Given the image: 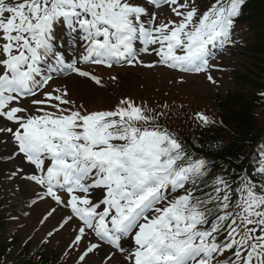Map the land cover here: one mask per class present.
Segmentation results:
<instances>
[{"label":"snow or ice","instance_id":"obj_1","mask_svg":"<svg viewBox=\"0 0 264 264\" xmlns=\"http://www.w3.org/2000/svg\"><path fill=\"white\" fill-rule=\"evenodd\" d=\"M244 3L0 0V174L27 207L48 205L42 225L57 221L39 244L71 232L60 255L72 264H264V145L225 168L170 130L167 111L130 97L90 109L50 87L84 78L105 93L91 68L114 65L216 84L210 61L235 44Z\"/></svg>","mask_w":264,"mask_h":264},{"label":"rangeland","instance_id":"obj_2","mask_svg":"<svg viewBox=\"0 0 264 264\" xmlns=\"http://www.w3.org/2000/svg\"><path fill=\"white\" fill-rule=\"evenodd\" d=\"M237 33L238 30L234 28L233 40L235 44L219 54L216 59L210 61L211 64L217 65L220 69L211 70V75L217 81L216 84H212L207 80V73H179L164 67L147 69L128 65H115L111 70H103L100 66H92L91 68L94 73L100 75L107 82L109 88L105 93L93 92L87 84L83 83L84 78L68 80L65 77L58 79L61 82L53 83L50 87H63L67 84L73 99H76L79 103L81 102L80 97L84 96L90 101L86 106L96 110L110 108L116 104L117 99L120 97L135 95L139 100L152 104H156L161 100L167 101L166 99L173 100L174 98L178 105L181 104L183 106L181 111L184 113L194 112L196 116L197 113L202 112L205 115H212L216 111L213 102L214 96L217 93L224 94L227 90L239 88L231 79L229 73L244 74L247 68L250 67V57L240 46L241 41ZM151 59V57H145L146 61ZM113 75L117 76L116 82L110 79ZM186 102L189 103L188 106H186ZM179 113L181 114L180 111ZM16 188L17 186L12 184L6 175L0 174V215H6L9 232H16L21 237L18 249L23 244L30 243L32 255L42 246L50 244V247H54L58 252L57 255L61 256L60 254L65 249L71 232L63 231L57 233L50 238L47 244H39L40 238L57 221L52 220L51 223L42 225L41 216L46 210L40 209V204L43 202H38V206L35 209L27 207L24 204L21 192L19 190L14 191ZM20 210L28 214L25 215ZM14 216H18L19 219H13ZM36 226L44 229L42 236H36ZM38 231L40 230L38 229ZM16 255L17 251L11 255L9 261L15 262Z\"/></svg>","mask_w":264,"mask_h":264},{"label":"trees","instance_id":"obj_3","mask_svg":"<svg viewBox=\"0 0 264 264\" xmlns=\"http://www.w3.org/2000/svg\"><path fill=\"white\" fill-rule=\"evenodd\" d=\"M237 22L247 26L253 34L246 50L251 53L254 69L250 73L252 79L245 76H235L236 80L244 83L246 91L227 92L219 97L216 102V111L219 118L215 125L194 128L189 135L184 136V141L193 145L194 150L199 151V146H204V151L211 154L219 165L227 168L229 165L236 167L245 161L250 155L256 140L263 134L262 121L258 117V109L263 106L260 76L264 75V0H249L244 3L241 15ZM220 96V95H219ZM262 124V125H261ZM192 128V126L190 127ZM229 146L228 155H217L216 144ZM239 157V160L236 159ZM5 222L0 219V260H5L11 254L18 243L14 235L10 241L3 242L5 236ZM7 241V240H6ZM29 246L25 247L18 256L22 261ZM56 257L45 250L40 259H29L24 264H55Z\"/></svg>","mask_w":264,"mask_h":264},{"label":"bare ground","instance_id":"obj_4","mask_svg":"<svg viewBox=\"0 0 264 264\" xmlns=\"http://www.w3.org/2000/svg\"><path fill=\"white\" fill-rule=\"evenodd\" d=\"M68 80H72V78H70V77H68L67 78ZM22 199H24V196L22 195ZM13 201V200H12ZM14 202V201H13ZM11 205H13V204H11ZM40 209H47V205L46 204H44V203H41L40 204ZM20 214V213H19ZM36 228H37V233H36V236H42L43 234H44V229H41V228H39V226H36ZM38 229L40 230V231H38Z\"/></svg>","mask_w":264,"mask_h":264}]
</instances>
